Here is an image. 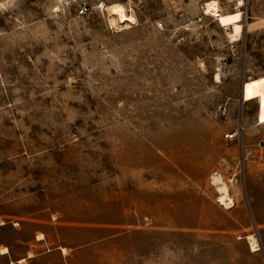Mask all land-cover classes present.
Segmentation results:
<instances>
[{
  "label": "rangeland",
  "instance_id": "374dc122",
  "mask_svg": "<svg viewBox=\"0 0 264 264\" xmlns=\"http://www.w3.org/2000/svg\"><path fill=\"white\" fill-rule=\"evenodd\" d=\"M102 1L0 0V264H264V0Z\"/></svg>",
  "mask_w": 264,
  "mask_h": 264
},
{
  "label": "bare ground",
  "instance_id": "6f19581e",
  "mask_svg": "<svg viewBox=\"0 0 264 264\" xmlns=\"http://www.w3.org/2000/svg\"><path fill=\"white\" fill-rule=\"evenodd\" d=\"M107 10L109 12V15L112 17L113 24L122 26L133 25L134 14L132 10H128L127 6H124L122 4H113L109 6ZM206 13L208 15H211L212 17H215L218 25L222 27H231V31L228 33V38L231 42L238 41L242 37L244 33V26L242 25L241 21V14H220L218 4L215 0H211V2L206 3ZM215 79L219 81V75H217ZM214 182L216 183L219 193V203L223 206L231 207L233 204V200L229 195L227 186L224 184V182H222V179L220 177H216L214 179ZM248 242L253 252L258 250V242L253 235L248 236ZM2 253L7 254L8 249H2ZM22 262H24L23 259L18 263Z\"/></svg>",
  "mask_w": 264,
  "mask_h": 264
},
{
  "label": "built area",
  "instance_id": "2783aa9c",
  "mask_svg": "<svg viewBox=\"0 0 264 264\" xmlns=\"http://www.w3.org/2000/svg\"><path fill=\"white\" fill-rule=\"evenodd\" d=\"M74 1H75V3H80L82 0H74ZM122 1L127 5H129V4L133 5L134 4V6H135L136 0H122ZM208 1H211V0H208ZM215 1L218 4L220 14H222V15L236 14V13L241 14L242 25L244 26L243 22H244V18H245V14H246V2H247V0H215ZM109 2H110L109 0H105V1L100 2L98 5L99 6L98 9L104 8L106 10V5ZM139 2H140V0H139ZM92 9H93V6L92 5L90 6L88 3H83V4L79 5V12L83 16L89 15L92 12ZM207 17H210V18L216 20L215 17H212L211 15H208L206 13V3H205L203 5V7L201 8L200 15L196 18L195 21L197 23H201L203 21V19H205ZM158 27H159V29H162L163 25L161 23H159ZM187 27L189 28V26H187ZM220 27L223 29V31L226 33V35L228 37V33L231 31V27H222V26H220ZM235 42H237V41H235ZM240 132H241V129H237V130H235V133L229 135L228 138L230 140H234L235 138L238 137Z\"/></svg>",
  "mask_w": 264,
  "mask_h": 264
},
{
  "label": "crops",
  "instance_id": "0c3cea01",
  "mask_svg": "<svg viewBox=\"0 0 264 264\" xmlns=\"http://www.w3.org/2000/svg\"><path fill=\"white\" fill-rule=\"evenodd\" d=\"M8 253H9V251H8ZM8 253H7V254H8ZM2 254H3V253H2ZM3 255H6V254H3ZM23 260H24V259H23ZM19 261H20V260H19ZM19 261H18V262H19ZM24 261H25V260H24ZM18 262H17V263H18ZM12 264H13V263H12Z\"/></svg>",
  "mask_w": 264,
  "mask_h": 264
}]
</instances>
